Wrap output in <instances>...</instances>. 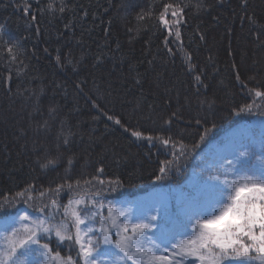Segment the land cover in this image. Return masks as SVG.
Here are the masks:
<instances>
[{"label":"trees","instance_id":"1","mask_svg":"<svg viewBox=\"0 0 264 264\" xmlns=\"http://www.w3.org/2000/svg\"><path fill=\"white\" fill-rule=\"evenodd\" d=\"M28 4L0 0V218L179 188L209 146L264 119V0ZM169 161L179 171L158 180ZM44 242L82 264L74 241Z\"/></svg>","mask_w":264,"mask_h":264},{"label":"snow or ice","instance_id":"2","mask_svg":"<svg viewBox=\"0 0 264 264\" xmlns=\"http://www.w3.org/2000/svg\"><path fill=\"white\" fill-rule=\"evenodd\" d=\"M24 3L23 11L27 13L31 5L28 0ZM172 7L171 4L165 5L160 17L166 28L169 26L166 15ZM60 11L63 12L64 8L61 7ZM179 14L175 10L171 12L174 18ZM179 35L177 31L176 37ZM8 52H12L11 47ZM195 80L199 82L200 77L196 76ZM255 95L264 97V92L256 91ZM246 109L251 110L246 105L240 111ZM116 123L120 121L116 120ZM131 135L141 138L143 133L133 131ZM207 135L208 130L205 129L201 141ZM147 139L151 141L152 137ZM162 143L168 145L169 140L164 139ZM183 154L182 150L180 155ZM251 158L249 151H240L235 160L227 161L232 169L230 174L219 170L216 174L210 173L209 181L181 200L175 214L170 212L168 202L162 201L150 209H140L134 223L131 222V210L123 207L115 210L108 207L105 218L102 215L104 205L87 196H81L74 202L76 208L71 211L70 225L51 224L52 211L35 218L25 212L18 220L11 218L4 225L0 235V264H31L28 258L36 254L41 258H51L48 243L41 244V240L47 238L45 234L51 233L59 241H74L79 246L77 256L82 264H185V261L188 264H196L197 261L199 264H224V261L228 264H252L250 253H259L264 257V158L259 160L257 170L246 167ZM167 163L171 167H161L158 180L172 170L179 171L177 164L172 161ZM49 164L53 161L49 160L42 167L47 168ZM18 195L24 196V193ZM51 204L53 209L57 207L55 200ZM38 211L43 214L45 209ZM97 216L101 217L98 236L94 226ZM16 223L20 227H16ZM70 228L75 229L74 235L65 234ZM186 228L190 231L185 232ZM184 235L190 238L176 239ZM56 255L58 257L59 253ZM60 264L78 262L69 255Z\"/></svg>","mask_w":264,"mask_h":264},{"label":"rangeland","instance_id":"3","mask_svg":"<svg viewBox=\"0 0 264 264\" xmlns=\"http://www.w3.org/2000/svg\"><path fill=\"white\" fill-rule=\"evenodd\" d=\"M247 150L252 154L251 161L246 167L257 170L259 168V160L264 158V119H258L253 122L245 123L239 125L227 133L223 138H221L216 143H213L209 148L195 161V167L193 169L192 176L190 179L181 187L176 188L173 186L161 187L155 190H152L146 195L137 197V198H123V199H104L99 196L85 195L89 199L95 198L98 202L104 205L102 209L103 217H107V208L112 207L114 210L117 208H127L132 212L131 222H137L136 217L140 214V209H150L154 206H158L162 201H167L169 205L170 212L175 214L179 210L181 200L187 196L193 194L197 189L202 187L206 181H209V175L216 174L217 170L220 172L231 173L232 169L229 168L227 161L235 160L236 156L240 151ZM223 178V177H222ZM73 203H68L62 206H57L55 209H51L53 216L49 221L51 224L66 223L71 224V211L76 208L75 201ZM111 202V203H110ZM91 206V205H90ZM67 211L68 215L65 216ZM27 212L29 216L35 218L37 215H47L46 214H37L28 210H21L15 216L8 218H0V235L3 234L4 225L11 218H16L23 216ZM154 214V213H152ZM100 216L96 217L95 227L97 232L95 235H99V220ZM122 219V218H121ZM16 227H20L19 223L15 224ZM83 227V226H82ZM190 231V228H186L185 232ZM75 229L70 228L67 231L66 235H74ZM47 238L45 239H57L54 233L45 234ZM187 235L177 236V240L189 239ZM41 240V244L45 243L44 240ZM112 239L115 240L116 236L113 235ZM59 241V240H58ZM65 241V240H64ZM59 241V242H64ZM245 242L247 238H245ZM2 243V241H0ZM162 255L164 253H157ZM250 256L253 257L252 264H262L264 262V257L259 253L252 252ZM31 264H60L62 258L56 257L51 253V258L39 257L38 254L32 255L29 258ZM105 259H108L107 257ZM193 258H189L191 260ZM185 264H188V261H185ZM199 264V261L196 262ZM224 264H228L227 261H224Z\"/></svg>","mask_w":264,"mask_h":264}]
</instances>
